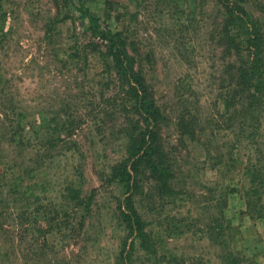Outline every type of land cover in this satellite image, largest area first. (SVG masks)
<instances>
[{"label":"rangeland","instance_id":"rangeland-1","mask_svg":"<svg viewBox=\"0 0 264 264\" xmlns=\"http://www.w3.org/2000/svg\"><path fill=\"white\" fill-rule=\"evenodd\" d=\"M84 1L102 19L107 1L114 5V17L108 21L114 29H129L127 34L137 43L132 48L142 52L144 72L169 118L161 140L175 164L174 187L167 191L151 180L138 203L158 251L167 259L148 261L137 250L129 264H224L228 248L240 252L245 264H264V218L247 203L253 177L245 168L251 167L252 154L247 148L238 151L237 119L243 106L235 112L223 102L235 89L236 58L227 48L218 0ZM75 3L79 8V0ZM76 7H70L71 19L50 26L51 20L61 18L55 0H0V27L7 33L6 39L0 38V105L4 98L8 102L3 104L16 108L15 100L25 121L38 124L43 114L54 118L65 108L87 116L76 137L85 158L76 162L84 166L86 191L98 189L94 212L83 236L58 227L63 184L76 162L59 149V158L36 168L42 156L31 155L26 145L33 135L22 132L26 146L18 148L10 139L11 125L21 123L15 117L10 124L8 113L12 118L13 112L0 106V173L6 174L0 183V264H122L118 258L128 234L118 221V208L124 190L105 186L102 176L123 155V145L115 121L100 125L94 119L110 107L118 115L109 100L118 96L119 104L122 88L117 81L102 84L101 58L91 55L88 60L79 48L91 37L89 23ZM117 10L123 17H117ZM186 112L198 117L196 141L183 137L176 125ZM261 143L264 149V135ZM24 169L38 171L23 174ZM16 178L24 180L12 189ZM72 219L79 228L76 216Z\"/></svg>","mask_w":264,"mask_h":264},{"label":"trees","instance_id":"trees-1","mask_svg":"<svg viewBox=\"0 0 264 264\" xmlns=\"http://www.w3.org/2000/svg\"><path fill=\"white\" fill-rule=\"evenodd\" d=\"M218 3L222 11V25L227 48L229 53L236 58L233 65L236 72L235 89L232 88L229 94L224 96L223 102L226 109H234L235 112L243 106V112L238 115L237 119L241 127L237 143L239 152L247 148L252 154L248 157L251 167L245 168L247 174L253 177L251 183L253 186L247 194V203L264 218V149L261 148L264 135V16H262L264 15V0H218ZM73 5L76 7L75 0H55V6L61 18L51 20L49 25L53 26L71 19L70 7ZM78 5L79 8L76 7V9L80 12L82 20L89 23L86 31L91 37L88 43L79 48L85 50L84 53L88 60L91 55L101 58L103 62L102 84L109 86L117 81L122 88L120 93L123 94L119 104H117L120 100L118 96L116 99L112 97L109 100V103L116 105L118 115L110 107L108 110L97 112L94 118L100 120V125L115 121L119 142L123 145V155L116 163L110 165L102 176V180L107 182L105 186L110 184L124 190L123 197L119 201L118 221L128 234V238L121 246L118 260L122 264L133 263L135 252L138 250L143 251L149 257L148 261L158 259L160 263L167 258L161 256V252L158 251L157 240L148 230L149 223L140 212L138 203L139 198H143L145 193V184L151 180L160 183L167 191L174 187L175 164L172 158H169L161 140L162 129L165 124L169 123V118L159 106L144 72L142 52L132 48V44L137 43L131 41L127 34L129 29L125 27L123 30L114 29L108 21L114 17V5L110 7V1H107L108 11H105L104 19L95 14L84 0H79ZM249 6L254 9L251 10ZM255 11L261 17H257ZM117 17H123L118 10ZM51 32L52 29L48 30L46 38L51 35ZM1 37L6 39L7 33L1 31L0 27ZM1 84L0 95L4 94ZM4 101L8 102L3 98L2 102ZM13 102L16 108L3 103L0 105L1 107L7 106L5 108L10 107L13 112L12 118L10 112L8 113L10 124L15 121V117L22 124L11 125L13 134L10 139L18 148L25 149L26 145L30 146L31 155L42 156L41 160H36V168H46L47 163L59 158V149L71 154L75 162L78 161V157L85 158L81 143L76 139L78 133L87 124L88 118L84 113L80 114L78 111L70 113L66 108L65 110L60 109L53 115L54 118L46 119L43 114L42 121L38 124L37 121L29 122L28 119L25 121V117L16 111L20 105H17L15 100ZM23 125L27 126L30 132L27 133ZM176 125L181 129L183 137L192 141L198 139L200 123L194 112L184 113L177 119ZM17 130L20 131L17 132ZM22 132H25V136L33 135L32 138L29 136L27 138L30 141L29 144L24 145L25 137L22 136ZM16 135L21 137L16 139ZM244 141L247 144L241 147L245 145ZM31 142L34 143L31 144ZM83 167L79 162L72 166L63 184V194L61 193L60 196L63 204L57 211V215L61 217L58 227L79 233V236H83L82 233L92 218L98 192V189L86 191L88 182ZM23 171V174H32L38 170L24 169ZM2 177L4 179L6 174L1 175L0 173V183H2ZM23 180V178H16L9 185L10 188L13 189L16 183H19V186ZM31 183L28 185L30 186ZM75 216L79 222V228H76L73 223L72 218ZM219 227L223 228V225ZM211 230L213 231V228ZM132 237L134 239L130 243ZM223 253L224 264H245L242 254L234 248H228ZM178 259L176 258L175 261Z\"/></svg>","mask_w":264,"mask_h":264}]
</instances>
